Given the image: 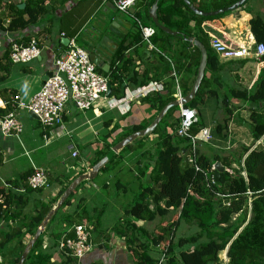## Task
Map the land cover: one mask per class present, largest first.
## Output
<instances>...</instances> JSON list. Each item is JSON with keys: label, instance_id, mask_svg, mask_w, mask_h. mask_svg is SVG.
<instances>
[{"label": "trees", "instance_id": "trees-1", "mask_svg": "<svg viewBox=\"0 0 264 264\" xmlns=\"http://www.w3.org/2000/svg\"><path fill=\"white\" fill-rule=\"evenodd\" d=\"M144 2V0H137L134 4L133 14H129L142 23L139 8L144 5ZM153 2L154 0H150L148 7ZM233 2L235 0L223 5ZM8 7L12 11L11 17L7 25L2 27V30L8 31L22 29L35 23L44 11L41 0H26L23 9H19L15 5ZM216 8L218 7L215 6ZM157 15L160 24L179 33V35L172 36L157 29L160 36L157 35L151 42L162 47L164 52L169 49L172 50L168 46V39L177 38L182 41V36H196L206 47L207 63L204 77L195 97L185 105V107L197 110L198 106L204 103L206 99L219 97L218 88H212L209 84L221 85V66L218 56L206 42L205 32L201 27L204 21L214 19L219 15L204 17L191 13L182 0H159ZM148 19L151 20L150 17ZM248 23L255 42L264 44V19L260 16H254ZM134 30L132 43H140L143 39L135 20ZM198 32L202 36L198 35ZM162 36L164 37V46L157 44ZM183 44V49L176 52L178 60L181 62L180 68L185 71L193 70L194 76L199 65L200 53L196 47H193V51L188 52V43L183 42ZM125 48L119 49L118 59H123ZM9 53L10 48H7L0 55V83L8 77L10 72L12 63ZM260 60L264 61V53ZM125 63H129V59L125 60ZM176 63L175 60L174 65ZM123 70L124 68H112L109 71L110 94L115 97L122 95L120 75ZM182 81L180 88L184 95L189 91L193 79L191 78L189 81L183 79ZM14 96L16 95L13 93L10 100L7 99L4 108L0 107V119L12 110ZM0 97L4 98L2 91H0ZM150 97L152 106L156 105L157 110L175 99L171 85L166 87L164 98L158 92L150 94ZM231 98L249 101L253 105L250 109L251 124L249 130L252 143L255 142L264 134V69L260 70L252 90L230 88L227 93L222 95V118L214 126V132L221 138L227 135L228 121L233 113V106L229 103ZM176 110L177 108H172L171 111L168 110L166 115L168 113L171 115ZM165 116L160 121L161 123L164 121V128H161L159 123L153 131L158 135V138L154 144V154L150 157L151 161L148 164L151 166V184L141 187L137 194V201L130 208L124 210L127 219L123 220V224H120L118 220L116 226L112 227V231L125 235V241L130 245L128 251L133 263L223 264L222 258L225 255L227 258L225 264H264V146L255 147L251 150L250 146L242 147L236 155L232 156L230 153L228 155L209 154L208 151H201L197 147L194 163L188 162L190 140L186 137H178L175 133L179 116L172 123L167 119L164 120ZM146 125L147 123L139 124L134 126L133 130L142 129ZM203 125V118L198 117L197 122L191 127L190 133L192 135L197 134ZM110 133L106 134V137ZM113 145L114 143L110 144L104 141L103 147L96 152V156L90 165H94L108 153H111ZM131 146L132 144L127 145L117 155ZM111 154L108 162L100 170H107L116 161L119 162V159L115 160L117 155ZM216 161L224 167L218 182H215L213 178ZM232 163H235V166H232ZM33 172L34 170H26L17 178L9 179L6 186H0V220H3L6 225V229L0 230V264L18 263L26 244L23 242V238L26 237V234L29 236L34 234L52 204L55 203L70 182L68 181L59 190L57 197L48 203L39 202L34 211L28 215L23 211L27 194L32 192L40 194L43 191V188L32 189L28 185V177ZM211 179L213 182L210 181ZM82 183L75 188L53 215L33 244L23 264H57L51 260L50 249L43 248L44 239L47 238L52 242V247L58 249V242L63 234H66L67 237H73V225L84 222L89 223L93 228L94 221H98V216L92 220V217L84 209V199L79 197L74 201L73 198L75 191ZM117 183L119 184V182ZM217 194L223 195L224 198L218 197ZM224 200H227L228 204H223ZM73 202L75 203L74 211L71 213L64 211V208L72 205ZM245 209L248 210L247 213L244 212ZM155 218H159V224L152 232L145 233L136 224L139 220H153ZM55 221H59L58 225L64 222L65 227L52 229V224ZM182 223L188 230L195 227L196 232L191 235L182 232L176 238V232ZM139 233L146 234V239L140 243H135L136 234ZM129 234L133 235L129 236ZM191 246L192 248H190ZM154 248L159 249L161 255H164L163 262L159 263L161 255L160 257L152 255ZM60 252L63 259L58 264H74L76 258L66 255L63 251Z\"/></svg>", "mask_w": 264, "mask_h": 264}, {"label": "crops", "instance_id": "crops-1", "mask_svg": "<svg viewBox=\"0 0 264 264\" xmlns=\"http://www.w3.org/2000/svg\"><path fill=\"white\" fill-rule=\"evenodd\" d=\"M25 1L0 0L3 6L0 9V55L4 53L5 49L9 48L12 40L27 43L32 38L38 41L41 51L38 57L26 64L11 65L8 77L0 83V91H2L4 97H0L1 108L5 107L7 99L10 100L13 93L18 96L20 102L28 103L32 96L41 88L43 77L47 73L54 71L55 57L68 50L71 41L76 46L83 48V46L77 43L79 36L82 37L80 44L86 45V50L91 53L92 48H90L89 41L95 35V29L100 28L103 21L108 26L115 16H119L123 20V23L118 25V31L122 34V37L107 31L106 27L102 28L100 37L108 35L109 40H106L108 48H102L101 59L104 62V66H97V70L110 79L109 71L112 68H124L120 75L122 80L121 96L124 95L126 89L131 91L136 90L140 86L156 80L162 82L164 85V90L158 92L164 98L166 87L171 85L173 91L172 71L178 76L180 85L183 79L189 81L192 78L194 80L195 75L193 76L192 74L193 70L185 71L180 68L181 62L178 60L176 53L178 50L183 49V42L186 41L184 39L181 41L177 38L168 39V46L172 50L170 51L169 49L167 52H164V49L155 43H152L155 49L148 48L143 40L140 43H132L133 33L135 32V19L129 14L118 12L114 6V0H41L44 11L39 15L35 23L14 31L2 30V27L7 25L11 17L12 11L8 6L15 5L17 7V5L25 3ZM144 1L146 3L144 2V5L139 8L143 24L153 26L151 20L148 19V3L150 0ZM229 1L231 0H192L191 3L200 10L203 9L202 11H213L230 5H223ZM146 4L147 7H145ZM215 6L218 8L215 9ZM187 15L189 16V13ZM254 16H260L264 19V0H246L242 6L236 8L231 13L226 14L224 12L219 17L204 21L201 27L205 32L206 42L209 45V38L216 37L223 43L231 46L253 48L256 42L250 31L248 22ZM155 32L151 40L158 35L157 29H155ZM197 34L201 35L200 32ZM192 37L198 40L196 36ZM64 38H68L67 44L61 42ZM162 38L157 41V44L159 43L164 46V37L162 36ZM200 42L202 43V41ZM121 47L126 48L123 50V59H118L117 54ZM193 47L188 45V52L190 50L193 51ZM128 59L129 63H125V60ZM175 60L177 61L176 66L174 65ZM218 60L221 66V85L218 86L216 83H210L209 86L212 88L217 87L219 94L227 93L230 88L252 90L260 70L264 69V61L257 59L254 55L240 59L222 60L218 58ZM110 93L109 96L114 97ZM209 100L214 101L212 104L214 108H217L216 110L219 113L217 115L219 117L214 119L212 124L205 123L201 127L200 130L205 128L209 131L210 137L208 140H199L197 147L201 151H208L209 154L219 153L221 155H228L230 153L231 156L236 155L242 147L250 146V150L255 148L254 144L256 141L252 143L249 130L251 124L249 118L250 109H252L253 105L250 102V105H247L236 98L229 99V103L233 106V113L228 121L227 135L221 138L214 132L215 124L222 118V110L216 105L219 104V98L216 96L206 99L195 110L198 117L203 118V115L205 117V111L209 110L207 108V103H210ZM151 103V97L148 95V97L145 96L131 101L129 109L123 111L119 107H110L108 101L101 98L92 108L80 111L71 102H68L65 107L62 124L54 128L41 126L39 120L29 115L28 110L24 108L16 109L17 118L23 111H27L28 117L36 120L41 130L36 132L28 121L24 125L22 124V131L18 136L5 137L0 132V186H6L9 179L13 180L17 178L19 174L26 170L43 169L46 171L50 179L49 186L43 189L40 194L35 192L27 194L23 211L28 215L31 214L39 202L48 203L57 197L59 190L68 181L71 182L77 175L90 169L91 161L96 156V152L103 147L104 141L110 144L114 143L115 145L121 139L134 132V126L143 123H147L146 126H148L160 110H157L156 105L152 106ZM178 116L179 110L173 112L168 117V121L172 123ZM242 128L247 130L245 134V131L242 132ZM26 130L27 138L24 139ZM109 132H111L110 135L106 137V134ZM121 136L123 137L120 138ZM198 137H201V133L199 132ZM157 138L153 134L144 136L131 142L132 146L125 148L127 151L123 155L122 153L125 149L120 155H117L119 152L114 153L117 155L115 160L119 159V162L116 161L107 170L98 171L95 177L99 179L98 184L95 181L88 184L87 181L81 188V195L79 197L84 199V209L92 217V220H95L94 218L99 216L98 221H94L95 224L91 230V250L81 258L76 259L74 264H134L128 251V246L130 245L126 243L125 235L112 231V227L116 226L118 220L120 224H123V220L127 219L124 213L125 209L122 215H117V218L115 216L109 218V222L101 227L102 222L100 221V217L103 214L105 215V208L101 206L100 212L96 215L91 212L93 208L87 210V207L89 206L88 203L102 202V199L108 195L102 194L100 188H109L110 180L117 178L121 173L133 171V175L139 182V187L142 184L150 185L151 166H148V164L151 161L150 157L154 154L153 148ZM13 139H16V141ZM66 149L70 151V157L77 158V163L80 160L79 166L66 168V159H56L63 155ZM42 150L44 153L39 155ZM73 152L77 153L76 156H72ZM24 156H29L27 163L24 165L25 169L17 168L18 175L15 176V170L10 165L14 166L19 158ZM55 159L57 163L63 164L61 168L53 165ZM215 163L220 164L218 161ZM232 166H235V163H232ZM119 180L117 181L119 184L116 183V185L122 186ZM89 187L97 189L93 192L92 196L85 191ZM139 187L135 188L139 191ZM73 204L65 207L64 211L66 210L68 213L73 212L75 209V204ZM54 223L59 228L65 227L64 222L60 223L61 225H58L59 221H55ZM136 224L145 233L152 232L157 228L159 218L139 220ZM2 229H6V225L3 220H0V230ZM52 229L55 228L52 226ZM132 235L129 234V236ZM136 236L137 240L135 243H140L143 239H146V234L142 235L139 233ZM30 238L26 234L23 242L27 243ZM51 247L52 242L45 238L43 248L50 249L51 260L58 264L62 261L63 255L59 249H55L54 246L51 249ZM222 259V263L225 264L227 261L226 256L224 255Z\"/></svg>", "mask_w": 264, "mask_h": 264}, {"label": "built area", "instance_id": "built-area-1", "mask_svg": "<svg viewBox=\"0 0 264 264\" xmlns=\"http://www.w3.org/2000/svg\"><path fill=\"white\" fill-rule=\"evenodd\" d=\"M137 0H114L115 9L124 14H130L129 8L133 7ZM142 35V39L150 49H155L151 38L155 35V28L143 24L139 19L134 18ZM209 47L222 60L240 59L254 55L260 59L264 53V44L255 43L253 48L247 46H231L223 43L220 39L212 37L209 40ZM9 58L12 64H26L40 55L39 43L35 38L27 43L12 40L10 42ZM54 71L43 81L41 88L32 96L28 103L20 102L18 96H14L12 110L0 119V132L3 136H18L22 131V124L17 118L16 109L24 108L32 111L38 116L43 127L54 128L63 122L65 107L71 102L78 110L83 111L92 108L96 102L103 98L108 101L110 107H119L123 111L129 109L133 100L140 99L155 92L164 90V85L160 81H150L140 86L136 90L126 89L124 95L120 97H110L107 95V84L110 83L107 76L97 70V66L89 57V51L76 46L72 41L69 49L58 54L54 60ZM173 78V90L175 99H180L182 91L179 78L174 71L171 72ZM0 105L1 102H0ZM197 112L194 108L185 106L179 107V122L175 128L178 137L190 140V155L188 162L194 163V154L199 140H208L209 131L205 128L192 135L191 127L197 122ZM264 146V134L255 142ZM76 152L72 156H76ZM198 169V167H196ZM210 181L213 182L211 179ZM28 185L32 189L49 186V177L43 169H35L28 177ZM224 198L223 195L217 194ZM228 204L227 200L223 204ZM249 216V213H248ZM73 237L63 234L58 242V249L73 258H81L92 248L91 229L89 223H78L73 225ZM164 255H161L159 263L163 262Z\"/></svg>", "mask_w": 264, "mask_h": 264}, {"label": "water", "instance_id": "water-1", "mask_svg": "<svg viewBox=\"0 0 264 264\" xmlns=\"http://www.w3.org/2000/svg\"><path fill=\"white\" fill-rule=\"evenodd\" d=\"M158 1L159 0H154L152 5L148 9V14H149V17H150L153 25L158 30H160L166 34H169L172 36L179 35V33L177 31H173L170 28L165 27L164 25L160 24V22L158 20V15H157ZM182 1L188 7V9L191 12H193L194 14L199 15V16H204V17H210V16H215V15L224 13V12L229 11V10L236 9V8L242 6L246 0H237L234 3H232L226 7L219 8V9H216L213 11H202L197 6L192 4L189 0H182ZM24 6H25V3H20L19 5H17V8L23 9ZM134 10H135L134 7L129 8V13L133 14ZM122 23H123V20L119 16H115V17H113V20L111 21V23L108 26L106 25L105 21H103L101 23V27L98 29H95V35L89 41V44L91 46L90 48H92L91 53L89 52V57L96 66H98V67L104 66V64H103L104 62L101 59L102 48H106V49L108 48V45L106 44V40H109L108 35H103L100 37V35L102 33V28L106 27L107 31L122 37V34L118 31V25L122 24ZM182 37H183L184 41H186L188 43L189 46L196 47L200 53L199 65L197 67L196 74H195L193 83H192L189 91L187 92V94L183 95L180 99H173V100L169 101L167 104H165L158 111V113L156 114V116L154 117V119L151 121V123L148 126L132 132L131 134L127 135L125 138H123L119 142H117L112 147L111 153L119 152L123 147L130 144L131 142L138 140L144 136H148V135L152 134L153 131L155 130L156 126L160 123V121L166 115L168 110H170L171 108H175V107H177V109L179 110L180 106H185L188 102H190L195 97V95H196V93H197V91L201 85L202 79L204 77V72H205L206 63H207V50H206V47L204 46V44H202L200 41L196 40L194 37H185V36H182ZM68 41H69L68 38H64L61 42L63 44H67ZM50 75H51V73H47L43 77V81L46 80V78L49 77ZM110 90H111V85H110V83H108L107 84V93H106L107 95H109ZM28 113L32 118H34L36 120L39 119L38 116L36 114H34L31 110L28 111ZM111 153H108L106 156L101 158L94 165H92L91 168L88 169L87 171L77 175L67 185V187L60 194V196L57 198L55 203L52 204L51 208L48 210V212L46 213V215L44 216V218L40 222V224H39L38 228L35 230L34 234L31 236V238L25 244V247H24V249H23V251L19 257L17 264H23V262L26 259L29 251L33 247V244L35 243V241L39 238V236L44 231V229L46 228L48 222L51 220L53 215L63 205L65 200L70 196V194L75 190V188L78 185H80L83 181L93 180L96 177L98 171L108 162L110 156L112 155ZM214 168H215V172L213 173V178H214L215 182H218L219 175L224 170V168L219 163H215ZM247 211H248L247 209L244 210L245 213H247Z\"/></svg>", "mask_w": 264, "mask_h": 264}, {"label": "rangeland", "instance_id": "rangeland-1", "mask_svg": "<svg viewBox=\"0 0 264 264\" xmlns=\"http://www.w3.org/2000/svg\"><path fill=\"white\" fill-rule=\"evenodd\" d=\"M3 6L1 5V2H0V9L2 8ZM235 10V9H233ZM233 10H229V11H226V14L227 13H231ZM224 13H221V14H218L219 16L222 15ZM154 27L155 29H157L154 25L152 26ZM81 39L82 37L79 36L77 38V43L81 46H83V49L85 47H87L86 45L84 46L83 44H80L81 43ZM86 50V48H85ZM222 95L223 94H219V100H218V103L219 104H216L219 109H221V100H222ZM209 104L207 103V108L209 110L205 111V117L203 115V123L205 124H209L211 123L212 124V121L214 119H216L217 117H219V114L218 111L216 110L217 108H214V105L212 103H214V101H211L209 100ZM245 104L247 105H250L249 101H243ZM205 107V105H204ZM177 108V107H175ZM172 110V108L170 109V111ZM178 110V109H177ZM176 110V111H177ZM222 110V109H221ZM169 113L165 116L164 120L167 119L168 120V117H169ZM19 118V121L21 122V124H25V122H28L32 124V126L34 127V130L36 132H38L39 130H41V127L39 126L38 122L36 120H33L31 118L28 117L27 115V111H23L22 114H20L18 116ZM164 121H162V123L160 122V127L161 128H164V124H163ZM242 132H244V134L247 132L246 129H241ZM26 132L27 130L25 131V134H24V139L27 138L26 136ZM153 135L155 136H158L157 134L155 133H152ZM14 141H16V139H13ZM154 141V140H153ZM127 151V149H125V151L122 153V155ZM44 153V151L42 150L39 155H42ZM70 151H68V149L65 150V153L63 155H61L59 158L57 157L56 159L57 160H61V159H66L65 160V167L66 168H69V167H76V166H79L80 164V160L78 161L77 163V158H73V157H70ZM29 159V156L28 157H20L19 160L17 161V163L13 166V165H10V167H12L14 170H15V176L18 175V171H16V169H25L24 168V165L27 163V160ZM54 160V163L53 165L54 166H57L58 168H61L63 164H59L57 163V160ZM77 163V164H76ZM28 165V164H27ZM11 168V170H12ZM27 168V167H26ZM13 170V171H14ZM59 171V170H58ZM128 172V171H127ZM128 177V178H127ZM118 179H120V183L122 186H117L116 183L118 181ZM88 181V184H90L91 182L95 181L96 184L99 183V179L98 178H95L93 180H86V181H83L82 185L80 187L77 188V190L75 191L74 195H73V198H74V201L81 195V188L83 187V185L85 183H87ZM101 183V182H100ZM110 186L109 188L105 189L103 187L100 188V192H102V194L104 195H108L106 197H104L102 199V202H94L92 204H89L88 203V207H87V210L89 209H92L93 208V211H91L92 213H95L97 215V213L100 212L101 210V206H103L105 208V215H101L100 217V221L102 222L101 224V227H103V225H105L106 223L109 222V218H112V217H116L117 218V215H122L123 213V210L124 209H128L130 208L136 201H137V194L138 192L141 190L140 188L141 187H144V186H147V184H142V186H138L139 182L137 181V179L135 178V176L133 175V171L132 172H124V173H121L120 176H117V178H114L112 180H110ZM135 187H139V191L135 188ZM97 190V189H93L92 187H89L88 189H86V193L88 192V194H93V192ZM74 203V202H73ZM101 203V204H100ZM75 204V203H74ZM73 204V205H74ZM103 204V205H102ZM99 216V215H98ZM108 216V217H107ZM53 228L55 229H58L59 227L57 225H55V223L52 224ZM182 232L186 235H191V234H194L196 232V228L195 227H192V229L189 228L186 229V227L184 226V224L182 223V225L178 228L177 232H176V238L182 234ZM31 237V236H30ZM185 248V246H184ZM152 254L154 256H157V257H160L161 255V252L154 248L152 250Z\"/></svg>", "mask_w": 264, "mask_h": 264}, {"label": "bare ground", "instance_id": "bare-ground-1", "mask_svg": "<svg viewBox=\"0 0 264 264\" xmlns=\"http://www.w3.org/2000/svg\"><path fill=\"white\" fill-rule=\"evenodd\" d=\"M201 136H202V134H201Z\"/></svg>", "mask_w": 264, "mask_h": 264}]
</instances>
